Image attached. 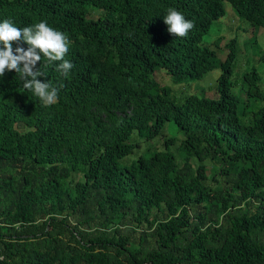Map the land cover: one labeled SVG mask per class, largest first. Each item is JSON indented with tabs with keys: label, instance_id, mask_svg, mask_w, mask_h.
Listing matches in <instances>:
<instances>
[{
	"label": "trees",
	"instance_id": "16d2710c",
	"mask_svg": "<svg viewBox=\"0 0 264 264\" xmlns=\"http://www.w3.org/2000/svg\"><path fill=\"white\" fill-rule=\"evenodd\" d=\"M224 1L239 17L264 28V0H0V22L11 18L23 28L46 20L66 32L71 43L64 59L74 65L65 77L57 71L60 61L50 64L42 56L37 62L34 70L44 72L37 79L60 89L51 106L36 101L14 70L6 69L0 77V171L9 165L19 168L13 186L0 178V212L8 216L6 222L5 217L0 220L4 254L20 250L21 261L45 264L44 254L37 251L45 227L51 225L86 249L74 264L79 259L108 264L103 252L95 249L122 251L132 264H264V92L258 112L243 106L230 91L234 39L217 65L214 50L203 41L211 24L224 14ZM89 6L101 13L88 17ZM169 7L194 21L186 37L168 32L164 16ZM12 46L14 54L17 46L28 47L22 40ZM261 64L264 73V55ZM216 67L218 96L213 99L191 95L177 103L166 88H156L147 77L161 68L173 83H187ZM114 78L126 84L116 82L118 88ZM243 78L252 84L258 77L251 69ZM247 114L251 119L243 122ZM13 122L29 129L14 134ZM164 123L182 131L199 129L204 145L197 147L198 138L188 140L187 154L198 161L206 155L218 158L219 171L237 176L239 193L230 196L231 209L217 227L204 226L202 220L193 223L186 216L191 203L212 195L201 182L202 164L192 174L189 163L177 168L167 151L120 164L139 146L130 140L132 133L150 140ZM74 168L81 170L83 183L72 191L64 179ZM251 194L258 204L247 221L237 205ZM66 203L70 214L78 211L75 224L56 217ZM160 203L167 212L177 208V218L157 220L156 236L138 240V250L130 252L129 235L117 226L146 218L152 207L160 209ZM44 215L47 223L34 222ZM90 222L94 228L80 227ZM109 224L117 226L105 229ZM185 230L192 235L183 246L180 234ZM57 264H72V258H60Z\"/></svg>",
	"mask_w": 264,
	"mask_h": 264
},
{
	"label": "rangeland",
	"instance_id": "374dc122",
	"mask_svg": "<svg viewBox=\"0 0 264 264\" xmlns=\"http://www.w3.org/2000/svg\"><path fill=\"white\" fill-rule=\"evenodd\" d=\"M224 14L215 20L208 31L207 34L203 36V41L207 42L210 47L214 50L215 57L214 61L217 65L221 61L226 52L227 44L230 40L234 39L236 46V57L233 66V72L231 74V80L233 82L230 91L236 95L241 104L249 105L251 111L258 112L259 108L263 105V100L261 95L264 92V73L262 70L261 56L264 55V28L252 25L248 20H245L237 15L232 7L227 2H223ZM101 11L95 6H89L87 8V16L95 17L100 14ZM219 39L217 45L213 43L214 40ZM254 69L257 79L254 83L247 84L244 81L243 75ZM219 73L218 67L206 72L198 80L190 81L187 83H173L171 78L165 71L161 68H155L153 71L147 74L156 88H166L168 96L171 100L177 103L183 102L187 97L195 95L197 97H209L217 98V92L215 89V78ZM114 84L119 88L116 82H120L121 85L126 83L122 80L112 79ZM112 81V82H113ZM122 87V86H121ZM120 87V89H121ZM38 97H36V101ZM38 106V102L33 103ZM243 122H249L251 115L247 114L241 117ZM12 132L14 134H21L22 132L29 129L24 123L13 122L11 125ZM199 129H193L190 131H182L176 129L170 123H164L161 127L159 133L155 135L150 140H144L138 138L135 133H132L130 140L138 141L139 146L134 148L133 152L129 155L124 156L120 159L121 165H128L133 160L137 158H145L148 154L152 152L167 151L173 155L176 161L177 168H182L183 164L186 162L191 166V172L194 173L195 169L199 164L203 165V172L205 178L201 180L202 184L207 187L209 192L212 194L207 200H202L199 203H191L187 209V219L192 220L193 223H200L201 220L204 222V226L208 225L211 228L217 227L222 221L221 218L224 216L227 210L231 209V195L238 194L240 185L237 181V176L235 174L225 175L223 172L219 171L221 167V162L218 158H211L206 155L202 161H198L193 155H188L186 150V142L188 140L198 138ZM170 138V141H167ZM167 144V145H166ZM198 148H201L204 144L198 138L196 142ZM10 162H8L9 164ZM68 166V163H64ZM17 165V164H16ZM8 166L5 170L0 171V178L5 183L11 185L12 179L17 177L18 167ZM232 172V171H231ZM83 183L82 172L80 169H69L67 177L64 179V184L71 188L72 191L79 185ZM12 183L11 186H13ZM264 190V188H263ZM264 202V197H263ZM225 203L227 207L223 209L221 206ZM69 203L65 204V209L60 215H56L59 218H66L69 224H75V218L78 216V211L75 214H70L67 210ZM258 204L257 199L251 195L247 196L245 199L240 200L237 207L245 214L246 220H251L255 215L256 206ZM1 209V208H0ZM162 210V211H161ZM178 209L176 208L174 212H167L163 208V203H160V209L152 207L146 218L139 220L138 222L132 220L129 223L120 226L117 224H109L104 226L105 229L111 230L114 227H118L129 235V241L127 243V250L134 252L139 248V241L142 238L149 240L156 236L155 229H153L157 220L166 221L169 218H177ZM4 222L8 219L6 213L2 210L0 212V220L4 218ZM46 216L36 218L34 222L39 224L45 221ZM30 219H33L31 216ZM176 221V220H175ZM3 223H0L2 225ZM202 225V224H200ZM13 228L17 227L18 224L14 223ZM85 230H90L95 227V223H87L80 226ZM180 230H184V227H179ZM202 230V229H200ZM47 232L45 236L40 237L41 240L38 247V254H44L46 260L45 264H52L49 261H55L53 263L57 264L60 258H72V264L75 260L80 258L86 249L77 243L68 232H62L60 229L47 225L45 227ZM190 230L182 231L180 236L182 238L181 242L184 246L186 241L191 237ZM39 236V234H37ZM36 246V244L31 245V247ZM2 243L0 242V260L3 264H31V259H27L25 262L21 261V251L18 252L13 249L4 254L2 251ZM31 249V248H30ZM94 251L103 252L108 264H132L124 258L125 253L116 250H97ZM101 256V255H100ZM75 264H87L79 259V263ZM147 264V263H143Z\"/></svg>",
	"mask_w": 264,
	"mask_h": 264
},
{
	"label": "clouds",
	"instance_id": "9594fccd",
	"mask_svg": "<svg viewBox=\"0 0 264 264\" xmlns=\"http://www.w3.org/2000/svg\"><path fill=\"white\" fill-rule=\"evenodd\" d=\"M164 22L168 25V32L177 37H186L195 26L193 20L185 18V15L174 7L167 9ZM23 41L28 47L17 46L15 54L13 41ZM70 39L66 32H62L41 20L31 26L17 27L11 18L0 22V77L5 70H14L23 81V88L33 92L44 106H51L59 98L60 89L49 82H42L37 77L44 74L35 69L41 57H46L48 63L60 61L57 71L67 77L74 67L71 61L64 59L69 50Z\"/></svg>",
	"mask_w": 264,
	"mask_h": 264
}]
</instances>
